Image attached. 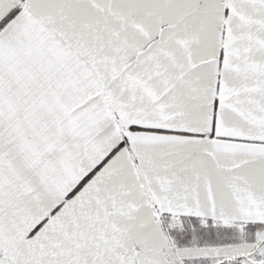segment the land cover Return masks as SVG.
I'll use <instances>...</instances> for the list:
<instances>
[{"label":"snow or ice","instance_id":"snow-or-ice-1","mask_svg":"<svg viewBox=\"0 0 264 264\" xmlns=\"http://www.w3.org/2000/svg\"><path fill=\"white\" fill-rule=\"evenodd\" d=\"M0 264H264V0H0Z\"/></svg>","mask_w":264,"mask_h":264}]
</instances>
